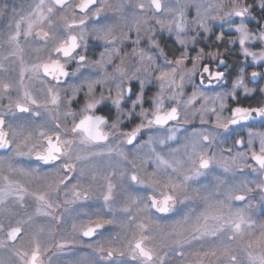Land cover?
Listing matches in <instances>:
<instances>
[{
    "label": "snow or ice",
    "instance_id": "6c2138e0",
    "mask_svg": "<svg viewBox=\"0 0 264 264\" xmlns=\"http://www.w3.org/2000/svg\"><path fill=\"white\" fill-rule=\"evenodd\" d=\"M230 3V11H224L223 0L209 3L206 7L199 0H175V7H167L162 0H148L147 5L137 3L136 8L141 16L145 11H152L148 19H154L155 24L159 25L161 31L166 30L169 37H175L174 43L179 48L173 51H178L179 55L174 59L168 58L160 41L155 38V28L143 27L148 19L141 18H136L129 25L128 33H123L119 38L120 44L130 40L133 46L131 53L120 55L122 49L116 46L118 38L114 35L111 19L105 13L109 10L114 14L122 13V0L117 4L111 0H33L28 10L23 12L15 6L9 8L6 3L0 5V21H8L6 32L0 35L4 37V44L11 49L9 56L22 60L17 56L23 52L22 40L25 44L35 42L37 52H47L31 67L22 64L19 73L21 84L25 73H30V79L39 80L45 86L46 101L41 105L25 91L23 102L17 101L14 105L10 102L5 106V110L0 112V150L7 154L4 159L10 171L45 179L50 175L55 177L45 190L34 192H29L7 176L3 177L4 184L0 186V249L7 250L10 255L7 260L0 256V264H45L44 257L50 248L42 245L39 233L31 235L29 248H24L21 243L27 227L39 216L50 217L57 225L65 223L63 214H56L61 207L58 200L61 192L65 205L93 207L89 201L95 189L92 183L85 180L87 165H81L96 157L111 159L113 155L131 165L130 169L121 171L119 175L121 180L127 178L132 191L118 202L114 195L116 185L111 179L114 173H109L105 177L106 188L97 198L102 200V206L92 212L77 213L84 219L79 223L73 221L68 234L70 238L58 241L55 244L57 252L53 255L71 252L77 245H83L86 238L93 240L107 227L119 225L116 216L119 212L126 217L128 225H134L138 238L134 242L129 240L123 246L118 245L116 237L106 242L96 239L95 243L86 245L93 253V258L86 264H166L168 251L160 254L161 250L148 243L154 239L149 234V225L158 222L154 214H160L163 218L182 211L177 205H186L190 200L186 195L190 182L205 176L214 162H220L216 160L215 153L208 154L205 146L210 145L216 137L205 132L193 131L189 134L190 145H184L183 159H165L155 147H149L156 143L165 146L168 141L177 139L178 127L170 128L163 137L155 134L170 121L188 122L187 115L181 117L179 111L185 85L193 87L192 94L183 101L185 110L194 109L196 103L204 101L200 108L191 113L193 118L199 114L201 124L208 122L206 113L209 112L215 114L214 127L225 132L231 126H246L247 122L257 118L264 122V104L256 107L241 104L238 89H243L245 98L252 93L244 83V68L239 69L230 90L213 95L207 93V89L225 80L226 72L220 69L227 68L226 60L221 58L230 52L227 46L238 43L245 59L251 56L253 63L264 62V48L258 53L249 49V45H264V23L261 22L264 21V0H252L251 3L230 0ZM257 5L260 9L259 19L254 15ZM192 8H195V15L188 20ZM160 13L165 14L163 18ZM53 17H57L62 24H58ZM213 21L220 23L215 25ZM254 21L256 30L252 31L249 24ZM225 24L228 25L227 32L224 31ZM215 27L221 30L215 35L213 44L207 47H216L217 50L208 51L205 46H200L197 51L202 40L211 39ZM142 28L147 37V50L139 47L144 39L141 36ZM133 30L136 32L134 40L130 36ZM230 34L238 35L235 39L225 40V36ZM89 36L94 41L104 42V51L99 58L90 59L87 54ZM221 44L225 45V52L219 51ZM193 52L195 55H192ZM116 59H119V63H115ZM161 59L163 64H158L157 61ZM186 62L191 63V68L186 67ZM73 64L75 68L70 71ZM113 65L109 72V66ZM197 75L199 82L194 83ZM262 75L257 71L251 72L253 80ZM153 83L158 84V91L149 97L148 86ZM10 88L9 83L0 82V91L7 93ZM80 93H83L82 97ZM166 94L168 101L175 102V106L168 110H165ZM209 100L214 105L219 104V112L216 107H207ZM62 103L65 109L63 127L57 122L50 129L41 127L33 132L28 125H14L11 122L16 113H29L31 109L28 105L43 107L48 112L55 109L59 114ZM230 103L236 106L229 107ZM74 107H78V110L73 111ZM224 111L230 112V115L222 118ZM32 115L39 116L40 112H32ZM129 125L134 126L125 131ZM145 132L152 134L142 144L136 145V151L139 153L140 149L149 147L155 169L142 175L143 168L128 160L123 145H133ZM248 136L247 151L231 156V164L221 157L226 171L237 167L241 171L248 168L264 174V133L249 131ZM254 136L260 138L259 151L254 149ZM235 145L243 146L244 141L236 139ZM177 151L179 149H172V152ZM249 152L250 160L254 163H249ZM15 157L31 158L36 166L16 168L12 163ZM241 160L242 166L237 163ZM186 163L189 167L185 169ZM141 165L148 166V161L141 159ZM42 168L47 171L42 172ZM78 168V175H73ZM95 180L96 175L92 174L91 181ZM255 190L261 193V212L264 214V180L256 184ZM141 191L145 195L133 194ZM193 191L200 195L198 189ZM252 191L254 189L248 184H242L228 191L223 198L219 191L201 196L205 205L202 211L197 214L190 211L171 224L172 231L166 236L172 241L167 246L169 250L181 259V264H205V260L212 264V258H215V264H264V225L259 226L257 233V225L250 214L253 208L251 202L246 207L233 206V202L246 201L247 193ZM52 193L57 198H53ZM28 197L35 203V213L25 219L19 210L25 207ZM40 232H43V228ZM223 239L228 243H212L207 249L204 247V242ZM233 243L236 244L235 248L232 247ZM186 247L193 249L191 259L185 254ZM48 264H51V257Z\"/></svg>",
    "mask_w": 264,
    "mask_h": 264
},
{
    "label": "flooded vegetation",
    "instance_id": "af4514ba",
    "mask_svg": "<svg viewBox=\"0 0 264 264\" xmlns=\"http://www.w3.org/2000/svg\"><path fill=\"white\" fill-rule=\"evenodd\" d=\"M5 1V0H1ZM112 2V1H111ZM124 4V11L122 13H118L117 15L113 14L111 15V12L109 10V13L106 12L105 15L109 17L112 21V26L114 29V35L118 38L117 40V47H120L122 49L120 55H123L125 52L131 53L132 51V44L131 41H124L123 44L119 43V38L122 36L123 33H128L129 25L133 24L135 22L136 18L141 17H135L132 15L130 18H128L127 15H129L132 12L131 9V2L132 0H122ZM141 2H144L146 5L148 3V0H142ZM212 0H206V4L211 3ZM113 3V2H112ZM162 3L164 1L162 0ZM165 4V3H164ZM1 5V4H0ZM207 6V5H206ZM144 16L141 19H148L152 16V11H145ZM161 18L164 17V13L159 14ZM254 15L257 16V19H259L260 16V9L256 8V11ZM54 20L58 22V24H62L61 21H58L57 17H53ZM192 19V17H191ZM6 19L1 21V24L4 23ZM264 23V21H261ZM154 27L156 30V39L160 41V45L162 48L165 49V52L168 55L169 59H174L175 56L179 55V52H174L173 49L179 48V45H176L174 43L175 37H169V34L166 30L161 31L159 25L155 24L154 19H148V23L144 25L143 27ZM211 26V25H210ZM254 26V27H253ZM3 26L0 27V29ZM89 27H92V25H89ZM253 31L256 30V22H252L249 24V29ZM3 33V32H0ZM219 33L218 27H215L213 29V32L211 33V39L207 41H203L201 45L197 46V51L199 50L200 46H205L206 50L208 51H216V47L208 48L207 45H212L213 41L215 40V35ZM238 34H230L225 36V40L228 39H235ZM131 39L136 38V32L133 30L130 33ZM141 36L144 37L142 43L139 47L145 48L147 50V37L145 36V33L143 31V28L141 30ZM88 40L90 42L88 56L90 59H96L99 58V54L104 51V42L103 41H94L92 40L91 36L88 37ZM21 45L23 47V52H19L17 54L18 57H22V60L17 57H11L9 56V52L11 49L7 47V45L4 44V37L3 35H0V65H2V69H0V82H7L11 85L10 90L7 93H4L3 91H0V112H3L5 110V106H7L10 102L14 105L17 101L23 102L24 100V92H29L37 101L39 104L43 105L46 101L45 86L40 83L39 80L36 79H30V73H25V78L23 81V84L20 83V69L23 64L24 67H31L32 64L38 62V59L41 57H45L47 55L46 51L37 52L35 49L38 46L35 42L25 44L24 41H21ZM29 46V47H27ZM230 48V52L226 54L225 56L221 57L222 59L226 60L227 68L221 67V71L226 72L225 80L220 82L219 84H215L213 88L207 89V93L209 95H213L215 92H222L225 90H230L231 85L234 80L237 79L239 69L244 68L245 71L243 73L244 83L246 87L252 90L251 95L247 96L245 98L243 89H238L240 92V98H241V104L245 107L247 106H260L261 104H264V91H261V89H264V75L259 76L256 78V80H253L251 77V72L257 71L262 74H264V62H258L253 63L252 57L249 56L247 59L243 57V55L240 53L239 44L237 43L235 46L229 45L227 46ZM264 48V45L262 44H255V46L249 45L250 51L253 52H260L261 49ZM220 52H225L226 47L224 44H221L219 46ZM192 55H195V52L192 53ZM5 57H8V59H5ZM134 62V61H129ZM115 63H119V59L115 60ZM158 64H163V60L157 61ZM191 63L186 62V67L191 68ZM113 66H109L108 71L111 72ZM215 67V65H213ZM75 68V64L72 65V68L69 70ZM71 83V81H69ZM199 82V76L197 75L196 80L194 83ZM78 83V81H77ZM63 87H67V85H64ZM86 90V89H85ZM158 91V84L153 83L148 86V95L151 97ZM193 87L192 85H185L184 94L182 96V103L179 106V111L181 117H184L187 115L188 122L184 123L181 121L180 123H177L175 121H170L168 125H166L164 128L160 129L158 132H156V135H159L163 137L167 134L168 130L172 127H178L180 129L179 132L176 133V136H178V140L175 142L168 141L165 146H161L158 143L153 144L149 147H155L158 152H160L161 155L165 157V159L171 160V157L175 155L176 158L183 159L184 158V152L185 144L190 145V136L189 134L193 131H199V132H205L209 133L216 137L214 141L211 142L210 145H205L208 148V154L212 155L215 153L216 160L220 161L219 163L214 162L210 169L207 170L206 175L199 177L195 181L190 182V188L186 195L190 197V200L186 203V205H182V216L187 212L190 208L192 212L199 213L200 210L204 209V201L201 199V196L208 195L210 193H216L219 191L221 193V198H223V195L226 194L228 191L232 190L233 188H239L242 184H248L250 187L254 189V191L247 193V199L244 202H233L234 207H246L249 202L253 205V208L250 210V214L252 215V219L255 221L257 225V233L259 231V226L264 225V214L261 212V203H262V196L259 190H255V186L257 183L264 180V174L261 173H255L252 172L251 169L244 168L243 171H241L237 167H231L229 170H225L223 166V161H221V157L225 161H227L228 164H231V156H234L237 152H246L247 151V142L249 139L248 133L249 131L253 133H264V122H261L259 118L256 120L247 122L246 126H231V129L227 132H225L222 129H216L214 127V121H215V114L209 112L206 113V124H201L199 114H197L194 118L192 116V111L194 109H198L201 107V105L204 103L203 100L200 101V103H196L193 108H190L189 110H185L183 107V101H185L188 96L192 94ZM62 98H63V92H61ZM80 96H83V93H80ZM171 106H175V102H170L167 99V94L165 95V110H168ZM235 104L230 103L229 107H234ZM28 107L31 109L29 113H16V116L14 119L11 120V122L16 124H24L28 125L30 127V130L33 132L39 130L41 127H43L45 130L52 128L55 123L59 122L61 123V126H64V107L63 103L61 104V108L59 110V114H57L56 110L53 109L51 112L45 111L43 107L37 108L36 105H28ZM207 107L212 108L216 107L217 111L219 112V104H213L211 100L207 102ZM49 108H52L51 105H49ZM78 107H74L73 111H77ZM38 111L40 112L39 116H33L32 112ZM230 115V112L224 111L221 113L222 118L228 117ZM138 122V121H137ZM68 124H71V120H68ZM134 125H129L127 128H125V131H128L133 127ZM152 133L145 132L144 135L140 136V138L137 141H134L133 145H123L124 151L128 153V160L134 161L138 166H141L143 168L142 175H145L146 173H151L155 169V165L152 163V159H145L148 161V166L144 167L141 165V158H139L138 153L136 151V145L142 144L145 140H147L148 135H151ZM236 139H242L244 141L243 146H237L235 145ZM254 149L256 151H259V144H260V138L259 136H254ZM149 147H145L143 149H140L139 151H148ZM231 148L232 151L229 152L228 149ZM172 149H179L177 152H172ZM147 152V153H148ZM7 154L0 150V186H3L4 180L3 177L7 176L9 180L16 181L23 185L29 192L34 191H43L46 189V185L48 183H51L53 179H55L54 176L50 175L47 179L40 177L38 178L36 175H30V174H24L19 171H10L8 168V162L4 159ZM150 155H147V158ZM251 153H248V160L249 163H254L250 160ZM170 157V158H169ZM173 159V158H172ZM13 166L16 168H28V167H35L36 162L28 157H15L12 161ZM238 164L241 166L243 165V161H237ZM87 165L85 168V180L87 182H90L93 184V188L95 189L89 203L93 205V207L85 208L82 205H65L63 204L64 195L63 192L58 197L59 202L61 203V207L56 210L57 215L63 214V218L65 223L57 225L55 221H53L50 217H35L34 222L30 223V225L26 229L25 233V239L31 238V232L37 231L38 228H43V232L39 231V239L43 246L49 247L50 251L45 255L44 261L45 264H48V258L51 257V264H86L88 260H91L93 258L92 250L86 245L88 243H95L96 239H99L103 242H106L111 237H116V242L118 245L123 246V233L124 231H128L132 225H128L126 222V219L123 220V217H125L123 214L117 212V220L119 221V225H113L107 227L103 233L93 240H88L87 238L84 241L83 245H77L74 247L71 252H65V253H58L57 255H53V253L57 252L55 248V244L60 241L61 239L70 238L69 232L71 229V224L73 221H76L77 223L80 222V220L84 219V217L77 215V213L88 211L92 212L95 211L96 208H99L102 206V200L97 199L101 191L106 188L107 180L105 177L108 176L109 173H114L112 175L111 179L112 182L116 185L114 189V195L116 197V200L119 202L123 200L125 194L127 192L132 191L128 187V180L125 178L124 180H121L120 178V172L124 171L125 169H130L131 165L128 163V161L123 160L120 157H116L113 155L111 159L108 157H96L89 161L83 162L81 166ZM189 167V165L185 164V169ZM41 171H47L46 168H42ZM79 168L77 170V173L73 175H78ZM96 175V180L91 181V175ZM75 183V180L72 181ZM194 189H198L200 192V195H197ZM134 195H145L144 192H135ZM242 194V193H238ZM53 198H57L55 193H52ZM11 201H9V204ZM7 206V205H6ZM67 209V211H66ZM20 215L21 217L27 219V216L34 215L35 213V203L32 200L31 197L26 198L25 201V207L23 209H20ZM174 213H170L167 216L161 217L160 214H154V219L160 221L158 223L150 224L149 229L150 233H153L156 231L155 229L159 226L165 227L168 225L162 224L163 222L168 223V220L170 219L171 215ZM123 220V221H122ZM125 228V229H124ZM168 230L165 231L169 232L170 227H167ZM164 231V229H161ZM155 233V232H154ZM138 238V235L135 237ZM135 238L131 241L134 242ZM21 241L24 248H29L30 245H26L24 242ZM224 240H217L213 243L219 244L224 243ZM169 241V240H168ZM150 246H153L157 248L158 250H161L160 254H163L164 251H168V256L166 257V264H176V259H180L178 256H176L174 253H172L167 246L169 244L164 243L163 241L158 242H148ZM228 241L225 243L227 244ZM107 246V244H105ZM163 246V247H162ZM196 247H199L197 245ZM232 247L235 248L236 244L233 243ZM4 250V249H3ZM192 248L186 247L184 249L186 256L191 259V252ZM2 253H0V256ZM9 253L7 250H4V258L7 260L9 257ZM124 259H127L125 257ZM181 261L179 262V264ZM205 264H209L208 260H205ZM212 264H215V258H212Z\"/></svg>",
    "mask_w": 264,
    "mask_h": 264
},
{
    "label": "rangeland",
    "instance_id": "374dc122",
    "mask_svg": "<svg viewBox=\"0 0 264 264\" xmlns=\"http://www.w3.org/2000/svg\"><path fill=\"white\" fill-rule=\"evenodd\" d=\"M112 2H113V4H117V3H120L121 2V0H111ZM142 0H132V2H131V9H132V12L129 14V15H127L128 16V18H130L132 15L134 16V18L135 17H141V18H143V16L145 15L144 13H143V15L141 16L140 15V10L139 9H137L136 8V4L137 3H140ZM164 1V3H165V5L167 6V7H175L176 6V4H175V0H163ZM33 2V0H5V1H1L0 0V4L1 5H3V4H7L8 6H9V8H11V7H13V6H15V7H17V9L18 10H21L22 12L23 11H27L28 10V8H29V5L31 4ZM199 2L201 3V4H203L205 7H206V5H208V4H206V0H199ZM214 2H218V0H212V2L211 3H214ZM244 2H246V3H251L252 2V0H244ZM223 3H224V11H230L231 10V7H232V5H231V3H230V0H223ZM256 8H259L258 7V5H257V7ZM108 13H109V11H107ZM114 13H111V15H113ZM118 13H115V15H117ZM195 15V8H192L191 9V14L190 15H188L187 16V19L188 20H191V17H193ZM7 19H6V21H4V23L3 24H1V21H0V27L1 26H3L1 29H0V32H6V30H7ZM219 21H213L212 22V24H215V25H219ZM254 27V26H253ZM255 28H253L252 29V31L254 30ZM218 30L220 31L221 29L218 27ZM224 31H228V25L227 24H225L224 25ZM252 46V45H251ZM27 47H29V46H27ZM178 136H177V139L176 140H178ZM176 140H174L173 142H175ZM148 151H139V153H138V156H139V158H141V159H152V156H151V154L149 153V157L147 158V155H145V153H147ZM175 157V155L173 156V157H171V159L172 158H174ZM170 158V157H169ZM176 158V157H175ZM177 208L178 209H181L182 210V205L181 204H178L177 205ZM203 210V209H202ZM202 210H200V211H202ZM191 210H190V208H189V210L187 211V212H185V214H187L188 212H190ZM193 214H197L195 211L193 212ZM182 217V212L180 211V212H178V213H174L173 215H171V217H170V219L168 220V223L166 224V222H163L162 224H164V225H168V226H165V227H162V226H159V227H157L155 230L156 231H154L153 233H149L150 235H152L153 237H154V239L151 241V242H158V241H163L164 243H167V244H169V245H171L172 244V241L170 240V239H167L166 238V236H167V234L169 233V232H171L172 231V228H170V230H169V232H167V231H165V228H166V230H168V228L167 227H170L171 226V224L175 221V220H178V219H180ZM124 219H126V217H123V220ZM122 220V221H123ZM156 220V219H155ZM158 221V220H157ZM158 222H160V221H158ZM157 222V223H158ZM125 229V228H124ZM161 229H164V231L163 230H161ZM39 231H40V228H38V230L37 231H34V232H31V235L33 234V233H39ZM138 234L136 233V229H135V227H134V225H132L131 226V228L128 230V231H124V233H123V242H124V244H127L128 243V241L129 240H133L136 236H137ZM40 236V235H39ZM31 237V236H30ZM169 240V241H168ZM29 241H30V238H28V239H25L24 240V242L23 243H25L26 245H30V243H29ZM227 242V240L225 239L224 240V243H226ZM213 242L212 241H209V242H204V247H205V249H207L211 244H212ZM0 253H2V257L4 256V250L3 249H0ZM4 258V257H3ZM176 261H177V263L176 264H179V262L181 261V259H176ZM181 264V263H180Z\"/></svg>",
    "mask_w": 264,
    "mask_h": 264
}]
</instances>
